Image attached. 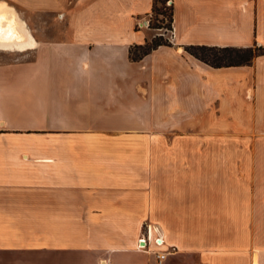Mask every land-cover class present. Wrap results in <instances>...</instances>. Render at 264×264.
<instances>
[{"label": "crops", "instance_id": "crops-1", "mask_svg": "<svg viewBox=\"0 0 264 264\" xmlns=\"http://www.w3.org/2000/svg\"><path fill=\"white\" fill-rule=\"evenodd\" d=\"M172 1L173 41L138 60L153 0L8 3L36 43L0 60V264H148L143 222L163 264H264V0Z\"/></svg>", "mask_w": 264, "mask_h": 264}, {"label": "trees", "instance_id": "trees-1", "mask_svg": "<svg viewBox=\"0 0 264 264\" xmlns=\"http://www.w3.org/2000/svg\"><path fill=\"white\" fill-rule=\"evenodd\" d=\"M168 0H153L152 12L159 14H167L166 6ZM162 4V7H159ZM173 5L170 12L171 25L174 21ZM158 22L163 20L158 19ZM154 27L160 28L159 23L155 24ZM169 42L163 35H156L150 41H147L142 45H135L131 48V57L134 60H138L144 55L151 52L153 49L160 45H169ZM187 50L200 59L201 61L208 63L213 67H224V66H238L250 64L254 57L262 54L263 48L258 46L249 47H234V46H207V45H191L187 47Z\"/></svg>", "mask_w": 264, "mask_h": 264}, {"label": "rangeland", "instance_id": "rangeland-1", "mask_svg": "<svg viewBox=\"0 0 264 264\" xmlns=\"http://www.w3.org/2000/svg\"><path fill=\"white\" fill-rule=\"evenodd\" d=\"M7 3H9L11 6H13L14 8H16L21 17L27 19L28 17V14L29 11L27 10L26 7L20 5V4H16L15 3V0H6ZM166 7L164 9H166L167 11V14L164 15V14H159V13H156V12H152V14L149 16L148 18V24L149 26L147 28H150L151 30H153V32L156 34V35H160L162 34L165 38H167V34H169V31L170 29H172V25H171V22H170V12H171V7L172 5H169L168 3H166L165 5ZM159 7H162V4H159ZM40 16V20L43 19V17H45L46 15L43 13L39 14ZM48 19L50 18V16H46ZM158 19H161L163 20V22H158ZM159 23L161 25L160 28H156L154 27L155 24ZM155 35V36H156ZM13 54H15V51L13 50H0V60L2 61H9L11 60ZM147 229V230H146ZM152 229V227H151ZM141 231H142V234H141V237H146L148 242H149V234L150 231H149V224L148 222H143L141 224ZM151 237V240H150V243L149 245L146 247V248H143V249H140L139 248V239L136 243V246H135V249L138 250V255L136 257V260L137 261H140V260H145L148 264H163V262H159L156 258V255H155V252L156 250L158 249L157 245H156V241H155V237L156 235H150ZM154 237V238H153ZM69 243H72V240H69ZM161 249H164V250H168V249H172V246H163L161 247ZM167 259L164 261L166 262Z\"/></svg>", "mask_w": 264, "mask_h": 264}, {"label": "bare ground", "instance_id": "bare-ground-1", "mask_svg": "<svg viewBox=\"0 0 264 264\" xmlns=\"http://www.w3.org/2000/svg\"><path fill=\"white\" fill-rule=\"evenodd\" d=\"M34 43L36 41L18 12L8 3L0 2V47L19 50Z\"/></svg>", "mask_w": 264, "mask_h": 264}, {"label": "built area", "instance_id": "built-area-1", "mask_svg": "<svg viewBox=\"0 0 264 264\" xmlns=\"http://www.w3.org/2000/svg\"><path fill=\"white\" fill-rule=\"evenodd\" d=\"M167 3L169 5H173V1L172 0H168ZM142 25L148 27L149 26L148 20H146L145 23L142 24ZM160 35H162V34H160ZM173 38H174V28H173V24H172V29H170L169 34H167V38L166 39L169 42H172ZM150 235L151 234H149V238H148L149 242H148L146 237H141L139 239V248L140 249L146 248L149 245L150 240H151V238H150L151 236ZM155 241H156V245L158 247V249L155 252V255H156V258H157V260L159 262H164L171 253L176 251V248L174 246L172 247V249H168V250L161 249V247H163L164 244H165V240L161 236H156L155 237Z\"/></svg>", "mask_w": 264, "mask_h": 264}]
</instances>
